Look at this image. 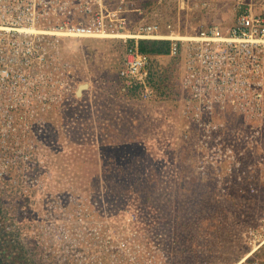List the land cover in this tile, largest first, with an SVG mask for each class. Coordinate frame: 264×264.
<instances>
[{
  "label": "rangeland",
  "instance_id": "obj_1",
  "mask_svg": "<svg viewBox=\"0 0 264 264\" xmlns=\"http://www.w3.org/2000/svg\"><path fill=\"white\" fill-rule=\"evenodd\" d=\"M190 7L180 17L141 8L145 22H173L183 37L234 19V0H190ZM130 16L134 26L139 18ZM129 44L116 33L62 37L57 49L28 53L30 76L39 68L45 76L33 85L44 93L45 112L14 116L12 155L27 160L13 172L27 176V196L12 198L11 214L39 225L43 241L27 242L32 257L40 264H264V121L182 113V61L169 56H152L149 67L175 95L119 99Z\"/></svg>",
  "mask_w": 264,
  "mask_h": 264
},
{
  "label": "built area",
  "instance_id": "obj_2",
  "mask_svg": "<svg viewBox=\"0 0 264 264\" xmlns=\"http://www.w3.org/2000/svg\"><path fill=\"white\" fill-rule=\"evenodd\" d=\"M156 1L160 5L162 0ZM175 2L177 17L191 11L190 0ZM233 13L229 26L209 24L183 37L173 22H145L146 13L135 0H0V230L16 229L22 242L44 239L39 225L31 222L28 227L23 217L17 220L11 214L12 198L27 196V176L21 169L13 172L14 165L27 160L23 155L13 158V119L45 112L44 93L33 86L45 83V76L40 68L30 76V50L57 49L62 37L119 34L130 43L118 70L120 92L137 84L140 98L148 100L149 55L139 51V42L169 41L168 56L182 60V113L255 116L263 123L264 0H234ZM130 15L139 18L134 26ZM20 211L26 214L22 202Z\"/></svg>",
  "mask_w": 264,
  "mask_h": 264
},
{
  "label": "trees",
  "instance_id": "obj_3",
  "mask_svg": "<svg viewBox=\"0 0 264 264\" xmlns=\"http://www.w3.org/2000/svg\"><path fill=\"white\" fill-rule=\"evenodd\" d=\"M156 0H144L140 5L145 8L146 11L152 9L153 5H155ZM144 10V11H145ZM139 51L149 55V62L147 66V86L152 91V96L148 100L154 99L157 95L159 98H167L170 97V93L175 95L174 91H170V86H167L168 78L165 75H161L158 73V70L155 68L149 67L150 59L152 56H168L169 51V41H140L139 42ZM170 58H181L180 56L170 57ZM182 61V60H181ZM182 76V75H181ZM167 79V80H166ZM122 84L121 79H117V97L126 102H136L137 100L140 102L148 101L140 98L141 87L137 84L133 85L132 88L127 90L125 93L120 92V86ZM168 90V93L163 92V90ZM164 90V91H165ZM185 96V94L181 93V96ZM173 98H176L175 96ZM179 100L176 104H179ZM175 103V101H174ZM178 106V105H177ZM30 246H27V242H22L18 240V233L16 229L11 232H4L0 230V264H40L39 261H36L34 257H32ZM251 261L248 258L244 264H249Z\"/></svg>",
  "mask_w": 264,
  "mask_h": 264
},
{
  "label": "crops",
  "instance_id": "obj_4",
  "mask_svg": "<svg viewBox=\"0 0 264 264\" xmlns=\"http://www.w3.org/2000/svg\"><path fill=\"white\" fill-rule=\"evenodd\" d=\"M135 2H137V4H138L140 7H142V6L140 5V2H139V1L135 0ZM166 2H168V1H167V0H162L161 3H160V5H157V1H156L155 5H153L152 8H160V7H161V10H160V11H164V13L169 12L168 16H169V15L173 16L174 13L177 12V10H176V2H175V0H174V1H172L171 5H170V3H169L170 6H169V5H168V6H167V5L164 6V5L166 4ZM142 8H143V7H142ZM196 11H199V10H196ZM219 11H220V9H219V8H216V10H215L214 12L216 13V12H219ZM200 13H201V12H200Z\"/></svg>",
  "mask_w": 264,
  "mask_h": 264
},
{
  "label": "water",
  "instance_id": "obj_5",
  "mask_svg": "<svg viewBox=\"0 0 264 264\" xmlns=\"http://www.w3.org/2000/svg\"><path fill=\"white\" fill-rule=\"evenodd\" d=\"M82 88H85V87H82Z\"/></svg>",
  "mask_w": 264,
  "mask_h": 264
}]
</instances>
